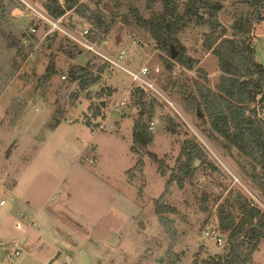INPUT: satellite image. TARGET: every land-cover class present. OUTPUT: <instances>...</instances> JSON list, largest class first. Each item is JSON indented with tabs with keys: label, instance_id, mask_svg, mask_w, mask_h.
<instances>
[{
	"label": "rangeland",
	"instance_id": "1",
	"mask_svg": "<svg viewBox=\"0 0 264 264\" xmlns=\"http://www.w3.org/2000/svg\"><path fill=\"white\" fill-rule=\"evenodd\" d=\"M28 1L43 8L45 0ZM204 1L222 5L216 28L202 21L207 17L203 10L201 18L184 14L189 0H171L182 17L174 47L177 56L197 61L190 69L177 56L171 59L136 21L137 13L148 18L162 11L159 0H78L80 12L63 17L72 30L88 29L102 50L125 49L126 65H147L182 116L161 97L147 103L146 95L133 93L126 73L71 37L58 32L52 43L47 35L53 32L39 21L32 37L29 30L37 19L25 3L0 18V199H5L0 205V264H81L79 251L87 253L90 264H165L171 243L179 255L175 264H190L197 253L203 257L221 251L218 204L229 192L241 191L252 202L251 195H261L244 156L222 137L203 132L196 109L187 110L181 98L194 91L196 80L215 89L221 72L204 41L229 36L230 23L240 16L250 19L252 8L247 0ZM257 1L264 16V0ZM251 24L255 57L264 65V19H251ZM21 33L30 38L24 40ZM50 59L56 74L44 80ZM69 66H87L90 74L82 81L95 82L82 86L73 81ZM100 101L105 104L93 117ZM139 117L153 135L148 144L133 143V123ZM186 139L205 158L196 159L195 169L183 176L177 157ZM139 159L141 169L134 167ZM175 173L163 197L175 209L168 213L176 227L173 239L158 224L155 200ZM64 248L75 255L68 256ZM16 249L20 254L13 258ZM248 264H264V242Z\"/></svg>",
	"mask_w": 264,
	"mask_h": 264
},
{
	"label": "trees",
	"instance_id": "2",
	"mask_svg": "<svg viewBox=\"0 0 264 264\" xmlns=\"http://www.w3.org/2000/svg\"><path fill=\"white\" fill-rule=\"evenodd\" d=\"M162 4V11L154 13L148 18L135 15L138 24L146 29L155 39L158 47L169 53L171 46L176 42L175 33L180 28V17L177 5L171 0H159ZM252 8L250 19L236 17L229 26L230 34L221 39L208 37L204 41V46L217 57L220 76L214 90H211L204 83L195 81V89L189 96L183 95L181 102L187 110L199 107L203 116L199 117L198 125L203 132L209 135L214 134L222 137L226 142L234 146L246 159L247 167L250 170V178L255 188L259 191L264 200V127L260 122L256 112V99H264V65L259 63L255 57V51L251 44V19L260 22L264 19L262 15L263 7L259 6L257 0H247ZM78 0H45L43 8L52 17H64L68 11H79ZM19 0H0V18H5L6 14L15 7H19ZM222 5L220 2L189 0L185 5L184 14L187 16L199 17V10H203L207 17L202 19L211 27H217V15L220 13ZM261 8V9H260ZM32 22L29 34L35 37V32L39 27V21ZM45 26V25H44ZM30 28V27H29ZM4 32V29H0ZM52 37L47 35V39L54 43L58 31H51ZM25 40L30 37L26 33H21ZM224 36V33L222 34ZM25 43L19 44L20 51H23ZM30 50V49H29ZM28 50V51H29ZM177 61L187 68H193L196 60L185 56H177ZM166 66L170 69L171 62ZM68 73L73 81L79 80L83 86L85 83H94L95 79L82 81L84 76L90 74L88 67L80 66L68 67ZM56 74L55 62L50 59L46 65L44 80L50 79ZM84 83V84H83ZM133 93L142 95V91L133 89ZM142 102V101H141ZM139 102V103H141ZM144 104V102H142ZM197 112V111H196ZM100 113V104L94 107L93 117ZM206 114V118L204 115ZM139 119L133 123V143L148 144L152 141L153 135L147 130L146 125ZM171 120V119H169ZM89 124V121L86 120ZM170 132L173 129L168 128ZM132 146L133 150L137 148ZM151 156L158 161L156 155ZM205 158L204 152L195 143L186 139L177 157V171L181 175L187 176L195 168L196 159ZM161 161V160H160ZM142 160L139 159L134 167L141 169ZM129 170V173H132ZM164 175L163 171L161 172ZM166 181L165 189L161 196L155 200V213L158 224L167 231L171 237H175L176 227L173 220L168 215L174 212V207L166 204L163 197L168 191V185L173 178ZM179 181L181 179L179 178ZM217 231L223 237L222 249L219 253L208 254L201 257L197 253L190 264H248L252 260L253 252L261 242H264V209L252 201L241 191L229 192L227 196L217 206ZM173 243L167 251L165 264H175L179 260V255L173 251Z\"/></svg>",
	"mask_w": 264,
	"mask_h": 264
},
{
	"label": "built area",
	"instance_id": "3",
	"mask_svg": "<svg viewBox=\"0 0 264 264\" xmlns=\"http://www.w3.org/2000/svg\"><path fill=\"white\" fill-rule=\"evenodd\" d=\"M21 2L25 3L27 7L32 11L34 16L33 19H37L48 28L49 31H58L63 35L71 37L74 41L80 44L85 50L92 52L96 57L101 59L107 65L119 69L126 73L129 78L130 82L134 89H138L142 91L144 95H146V102L149 103L153 97H161L179 116H182L178 107L176 106L175 102L172 101L168 96H166L162 90L158 87L156 83V78L152 76V71L147 65L140 66L139 68H133L124 62L125 58V49H120L116 53H112L109 51L102 50L96 41L91 39V34L88 29H83L80 31L72 30L68 27L66 23L63 22V17L54 18L50 16L44 8H39L32 4L31 2H27V0H20ZM31 31H35L32 27L30 28ZM159 69H154V73H157ZM64 77V76H63ZM260 96L257 97L256 101V112L257 116L264 127V99L259 100ZM123 104V102H121ZM92 127V126H91ZM101 128V125L97 126L96 128L92 127L93 131H96ZM3 193H5L8 189L2 188ZM255 202L264 206L263 199L259 197L257 194L251 195ZM11 198V197H10ZM252 202V204H255ZM5 203V199L0 200V205ZM205 235H208V232H205ZM216 242L219 246H222L223 239L218 235L216 237ZM20 254V251L16 249L13 253V258H16Z\"/></svg>",
	"mask_w": 264,
	"mask_h": 264
},
{
	"label": "water",
	"instance_id": "4",
	"mask_svg": "<svg viewBox=\"0 0 264 264\" xmlns=\"http://www.w3.org/2000/svg\"><path fill=\"white\" fill-rule=\"evenodd\" d=\"M177 54H178V50L175 49L174 46H171V49H170V58H171V59H174V58L177 56ZM99 104H100L101 106H104L105 103H104V101H100ZM196 111H197V115H198L199 117L203 116V113L200 112L199 107H196ZM139 114H142L141 111H140ZM197 162H198V161L195 162V165H197ZM142 227H144V226L142 225ZM222 239H223V237H222ZM63 251H64L68 256H73V255H75V252H74L73 249L64 248ZM60 254H61V250H58L57 253H56V255H55V257H58ZM79 257H80V262H81V264H90V262H89V257H88V255H87V253H86L85 251H79ZM159 261L162 262V257L159 258Z\"/></svg>",
	"mask_w": 264,
	"mask_h": 264
},
{
	"label": "flooded vegetation",
	"instance_id": "5",
	"mask_svg": "<svg viewBox=\"0 0 264 264\" xmlns=\"http://www.w3.org/2000/svg\"><path fill=\"white\" fill-rule=\"evenodd\" d=\"M95 263H96V264H99V260H98V261L96 260Z\"/></svg>",
	"mask_w": 264,
	"mask_h": 264
},
{
	"label": "crops",
	"instance_id": "6",
	"mask_svg": "<svg viewBox=\"0 0 264 264\" xmlns=\"http://www.w3.org/2000/svg\"><path fill=\"white\" fill-rule=\"evenodd\" d=\"M17 10H19V9H17ZM1 200V199H0ZM24 240V239H23ZM23 240L21 241V242H23ZM15 244H17V242H15Z\"/></svg>",
	"mask_w": 264,
	"mask_h": 264
}]
</instances>
